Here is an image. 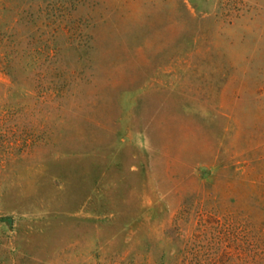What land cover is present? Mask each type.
<instances>
[{
    "label": "rangeland",
    "instance_id": "rangeland-1",
    "mask_svg": "<svg viewBox=\"0 0 264 264\" xmlns=\"http://www.w3.org/2000/svg\"><path fill=\"white\" fill-rule=\"evenodd\" d=\"M262 140L264 0H0V264H264Z\"/></svg>",
    "mask_w": 264,
    "mask_h": 264
},
{
    "label": "trees",
    "instance_id": "trees-1",
    "mask_svg": "<svg viewBox=\"0 0 264 264\" xmlns=\"http://www.w3.org/2000/svg\"><path fill=\"white\" fill-rule=\"evenodd\" d=\"M13 60H10V62H13ZM222 76H224L223 78H225L224 80L226 82L231 80V78L228 77V74L224 73ZM15 82L14 79L13 83ZM250 147L251 149H248L247 151H249L248 154L250 153L252 156L247 157L248 154H244L243 158L252 163H248L251 165V174L257 176L259 172H255L253 169L256 170L257 165L264 162V152H262L264 151V140L253 143ZM260 178L261 177H258L256 179L259 183L256 192L237 199L235 213L221 208L206 209V212L203 214H205L206 218L214 219L213 221H216V225L202 226L201 233L196 232L193 238L197 240L212 236V234H217L219 238L224 240H239L244 237L255 240L264 239V179L263 176L261 180ZM219 221L222 222L220 223ZM201 222L204 221L201 219ZM222 256L224 257L225 253H222Z\"/></svg>",
    "mask_w": 264,
    "mask_h": 264
},
{
    "label": "water",
    "instance_id": "water-1",
    "mask_svg": "<svg viewBox=\"0 0 264 264\" xmlns=\"http://www.w3.org/2000/svg\"><path fill=\"white\" fill-rule=\"evenodd\" d=\"M8 222H10V221L8 220Z\"/></svg>",
    "mask_w": 264,
    "mask_h": 264
}]
</instances>
